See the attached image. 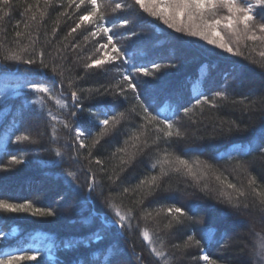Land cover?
<instances>
[{"label": "trees", "instance_id": "obj_1", "mask_svg": "<svg viewBox=\"0 0 264 264\" xmlns=\"http://www.w3.org/2000/svg\"><path fill=\"white\" fill-rule=\"evenodd\" d=\"M13 2L19 4L20 7L12 12L10 19L3 22L4 28H0V37L7 36L9 47L12 46L11 40L15 31L23 30L22 24L20 29L15 28L17 21L23 19L21 15L23 0H13ZM28 2L34 3V0H28ZM117 2L132 4L133 0H111L113 5ZM63 3L64 7L54 4L42 22L37 49L43 45L44 33L47 32L50 35L52 28L57 26L55 22L59 13L67 9L65 16H59L58 33L53 38V43L64 37L69 28L74 26L79 15L84 14L83 7L77 10L74 6L68 8L67 0H63ZM41 7H43V0H41ZM222 14H226V10H222ZM106 15L117 24L120 18L131 21L126 28L114 29L116 32L114 39L122 49L128 51V55L137 67L144 66L151 69L153 63L161 65L155 76L140 77L142 93L140 100L146 106H150L153 114L159 110L161 118L172 116L175 112L174 119L186 135L184 139L174 140L171 144H166L162 140L158 146L159 150L167 149L190 161L197 157L200 160H207L214 165L213 171L217 175L222 173V179L227 178L238 186L246 185L247 175L230 166L234 161L216 159V152L210 148H205L202 152L185 151L189 145L227 143L226 136L221 135L223 131L220 127L221 121L225 122V129L227 122L233 120L239 124L241 129L261 122L260 118L264 113L253 111L251 114H242L241 106L231 103L232 100H238L242 94H246L249 88H260L261 86L259 78L250 76L242 77L243 83L234 85V77L228 73L233 68V62L242 60V57L226 53L198 36L176 32L164 25L162 21L148 16L138 6L124 8L115 13L108 10ZM220 30L227 35L222 26ZM132 32L139 35L133 36ZM86 34L81 30L64 43L77 42L83 45V36ZM97 41L104 42L98 37L88 43L82 51L78 50L68 54L66 67H70L71 71L66 73V77L83 74V69L78 66L75 57L77 55L83 57L92 53ZM252 46V42L249 41L248 48L241 45V50L247 54ZM27 58L28 56L25 55V59ZM9 63L11 70L0 72V200L13 204L31 202L33 207L29 211L18 213L5 212L0 209V232L4 233V236L0 237V260L6 259L8 255H32L38 252L37 260L20 261L19 264H105L106 258L111 253L108 246L118 241V247L122 253L120 264H128L129 261L135 264L132 255L133 248L136 253L143 254L144 264H155L149 255L147 242L141 237V229L144 227H148L153 232L160 229V234L166 239L170 252L175 251L171 245H182L187 235L195 234L196 239H201L199 225H186L184 228L173 229L165 235L163 224L168 222V217L163 213L155 216V212L161 207H168L175 203L177 206L185 207L186 211L191 207L192 211L189 215H193L197 221L205 220L216 228L218 239L220 233L225 230L228 232L227 241L220 239L218 243L207 244L201 239L202 247L177 251L179 264H206L198 259L203 254L209 255L220 264L226 261H230L231 264H246L250 245L255 239L254 233H264V219L255 215L247 217L249 223L246 225H232L231 221L218 211L227 206L220 204L213 194L205 195L199 191L205 182L216 186V181L211 175L207 181H201L196 186L191 177L172 175L165 179L164 184H171L179 190L175 199H165L164 194H161L156 198V202L146 201L144 205L138 206V197L133 194H123V189L132 188L146 175L159 173V168L153 171L149 167L156 156L157 149L154 147L143 155H138L137 160L121 174L118 183L110 185L107 181V174L111 173L112 166L116 163L112 159V153L118 147L124 146L123 141L132 134L133 129L138 130V126L142 123L141 119L135 113L126 112V120L120 125L118 131L105 137L92 150L93 158L105 161L106 172H100L99 166L95 164L89 165V160L86 159L88 148L79 150V161L69 159L76 150V147L71 145L74 137L67 129L60 126L57 132L58 138L53 139L46 112L52 110L62 119L67 120L69 118L67 112L70 109L58 110L55 102L45 97L46 107L41 111L39 104L31 102L37 100L42 94L32 93L23 87L27 80H39L40 78L26 71L29 66ZM80 63L82 64L83 61ZM115 64V67L106 66V72L92 71L84 81H78L77 86L96 88L115 84L120 79L121 73L129 67L121 61ZM226 76L227 79H225ZM144 81H149V83L144 84ZM196 85L199 87V92L193 94ZM226 86L230 92L228 102L217 108L203 105V111L200 107H196L194 113L185 117L183 108L193 107L196 98H201L203 95L211 99L215 92L223 90ZM59 88L60 85L56 84L55 90L58 91ZM65 91H67L66 88ZM106 100L116 112L135 107L136 112L142 115L139 102L131 92L127 93V100L123 97L118 100L107 97ZM69 104H71L70 98ZM84 104L85 107H90L95 104V101L84 100ZM95 110L96 108L93 107V111ZM99 131V126H90L91 134L88 135L86 143L90 144L92 136ZM21 133L29 134L32 138L31 142L17 143L15 138ZM154 136V132L149 133V139ZM235 139L239 141L246 139V136L236 135ZM231 146L228 144L229 148ZM57 150L64 154L63 157L56 155ZM220 151H224V148ZM12 156H16L21 162L13 163ZM243 159L254 164L252 174L257 176L261 185H264V157L253 153ZM90 166L96 173L97 181L101 182L91 193L87 188ZM68 171L76 173L74 181L66 175ZM108 200H112L122 210L135 209L131 231L125 230L124 235L119 238L115 235L118 226L105 225L103 221L105 215L113 216L112 210L107 207ZM214 205L215 208H213ZM37 208L44 211L51 210L54 215L34 214V209ZM145 209L152 212L153 217L142 219ZM96 233L105 236V239L96 240ZM41 236L51 245L37 244L35 241ZM173 264H177V261Z\"/></svg>", "mask_w": 264, "mask_h": 264}, {"label": "snow or ice", "instance_id": "obj_2", "mask_svg": "<svg viewBox=\"0 0 264 264\" xmlns=\"http://www.w3.org/2000/svg\"><path fill=\"white\" fill-rule=\"evenodd\" d=\"M58 4L64 7L63 0H34V3L23 0V8L21 15L22 21H17L15 28L20 29L22 24L23 30H16L11 40L12 46L9 47L6 35L0 37V72L11 70V64H21L29 66L26 71L38 76L39 80H27L23 87L32 93L39 95L37 100H33L32 104H39L41 111L46 107L45 97L55 102L58 110H68V119H62L52 110L46 112L51 126V135L53 139H57L58 128L62 126L67 129L74 137L71 145L76 147L75 152L69 159L79 161L80 149L88 148L89 165L95 164L99 166L100 172H106L104 167L105 161L93 158L92 150L95 149L100 142L107 136L115 134L120 125L126 120V112L135 113L142 121L138 126V130L133 129L132 134L128 135L123 141L124 146L118 147L112 153V159L116 161L113 164L110 174H107V181L110 185L118 183L121 174L130 167L138 158L147 150L156 148V156L149 165L151 170L159 168V173L154 175H146L132 188H124L123 194H133L138 197V206L144 205L146 201L149 203L156 202V198L163 195L165 199H175L176 193L179 191L171 184L165 185V179L172 175H182L191 177L195 182L194 186L199 185L201 181H207L211 175L216 181V186L205 182L199 188V191L208 195H214V198L226 208L218 209L224 217L229 219L232 225H246L249 223L247 217L259 215L264 219V185H261L256 175L252 174L254 164L246 159L253 153H258L264 157V115H261V122L252 125L249 128L241 129L236 121L220 122L223 130L221 135L226 136L225 144H207V145H189L186 152H202L205 148H210L216 152V159L234 161L230 166L234 170H239L247 175V183L238 186L227 178L222 179V173L217 175L214 171V165L207 160H200L199 157L190 161L184 159L180 155H176L167 149L160 151L159 144L163 140L166 144H171L174 140L185 138L186 133L181 130L175 117L172 116L161 118L160 111L156 114L150 111V106H146L141 96V80L140 77H153L159 72L161 65L153 63L151 69L148 67H137L133 63L132 58L128 55L126 49H122L115 41L117 27L126 28L131 21L126 18H120L119 23H115L106 15V11L110 10L115 13L124 8H132L138 6L139 9L147 13L148 16L162 21L164 25L174 29L176 32L186 33L190 36H198L207 41L208 44L230 53L237 57H242L240 61L233 62V68L228 75H233L234 85L243 83L242 77L250 76L259 78L261 81L260 88L251 87L246 94H242L238 100H232L233 105L241 106L242 114H251L253 111L264 113V0H133L132 4L117 2L114 5L111 0H67V7L79 10L84 8V14L79 15L74 22V26L69 28L64 37L53 43V38L58 33L59 16H65V12L59 13L56 27H53L51 34L44 33L45 40L43 45L37 49L39 42L40 28L42 22L48 15L49 10ZM20 5L14 3L13 0H0V28H4V21L10 19L12 12L19 8ZM222 10H226V14H222ZM71 18V17H68ZM111 24V26H108ZM221 26L226 34L221 32ZM81 30L87 34L83 36L84 44L77 42H68L69 37H74ZM6 31V29H5ZM133 36L139 35L132 32ZM104 40L103 43L97 41L96 47L92 53L87 56L75 57L78 66L82 67L83 74L74 77H66V73L71 71L70 67H66L68 54L83 50L88 43L96 38ZM27 41V42H24ZM252 42L250 51L246 54L241 50V45L248 48V42ZM49 49H51L49 51ZM25 55L28 56L25 59ZM80 61H83L81 64ZM121 61L129 65L125 72L121 73L120 79L113 85L108 87L96 88H79L78 81H84L88 74L94 70L106 72V66L115 67V62ZM248 61V63H245ZM119 71V69H117ZM227 79V76L225 77ZM144 84L149 81H144ZM59 84V90H55V85ZM65 88L67 91H65ZM131 92L134 98L139 102L142 109V115L136 112V108L127 109L123 112H116L109 106L106 98L111 97L118 100L123 97L127 100V93ZM83 96V99H82ZM69 98L71 104H69ZM230 92L227 86L215 92L211 99L201 95L196 98L193 107L183 108L185 117L194 113L196 107H200L203 111V105H210L217 108L228 102ZM84 100L95 101L90 107H85ZM93 107L96 108L93 111ZM111 113V114H110ZM101 117H104L101 119ZM242 122V121H241ZM96 125L100 127V131L92 136L91 143H86L88 135H90V126ZM154 132L155 136L149 139V133ZM236 135H245L246 139L237 141ZM31 136L27 133L17 135L15 141L17 143L29 141ZM228 144L232 146L229 148ZM224 148V151H220ZM58 157H63V153L56 151ZM13 163H20L16 156L11 157ZM119 169V171H117ZM89 180L87 183L88 191L94 192L101 182L97 181L96 173L92 167L88 168ZM66 175L75 180L76 173L68 171ZM78 187V186H77ZM107 199V198H106ZM31 202L23 204H13L5 200H0V209L5 212H25L32 209ZM107 207L112 210L113 216L105 215L103 221L105 225H116L118 231L116 237L124 235L125 230L131 231L133 225L132 220L135 219V209L127 208L122 210L115 205L112 200H108ZM215 208V205L213 206ZM192 211L189 207L188 211L185 207L171 204L168 207H161L155 212V216L163 213L168 217V222L163 224L165 235L172 232L176 228H184L186 225H199L201 239L207 244L219 242L220 239L227 241L228 232L225 230L220 233L217 238V229L211 226L207 221H197L193 215H189ZM54 215L51 210L44 211L42 209H34V214ZM153 217V213L146 210L142 214V219ZM137 227L139 225L137 224ZM161 230L155 232L148 227L141 229V237L147 242L150 257L155 264H173L179 258L176 256L177 251H186L193 247H202L201 239H196L195 234L187 235L183 244L171 245L175 251L170 252L166 243V239L161 236ZM4 233L0 232V237ZM255 239L250 245V253L246 264H264V233H254ZM96 240H103L105 236L100 233L95 234ZM227 246V245H225ZM111 253L105 260V264H120L122 255L118 241L116 244L108 246ZM132 255L135 264H144V256L136 253L134 248ZM39 253L32 255H8L6 259L0 260V264H19L20 261H35ZM193 259H197L193 257ZM198 259L206 262V264H220L219 261L212 259L209 255L203 254ZM128 264H132L129 261ZM224 264H231L230 261Z\"/></svg>", "mask_w": 264, "mask_h": 264}, {"label": "rangeland", "instance_id": "obj_3", "mask_svg": "<svg viewBox=\"0 0 264 264\" xmlns=\"http://www.w3.org/2000/svg\"><path fill=\"white\" fill-rule=\"evenodd\" d=\"M196 83V82H195ZM199 87L196 85L195 87H194V89H193V94H195V93H197V92H199V89H198ZM42 237L43 236H41L38 240H36L35 242L37 243V244H44V245H46V246H50L51 245V243L50 242H48V241H45V240H43L42 239ZM35 240V239H34Z\"/></svg>", "mask_w": 264, "mask_h": 264}]
</instances>
